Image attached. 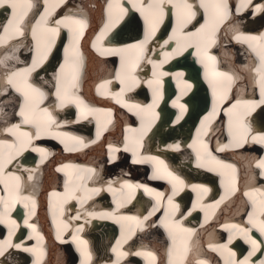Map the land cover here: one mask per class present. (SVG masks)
Wrapping results in <instances>:
<instances>
[{
  "label": "bare ground",
  "instance_id": "1",
  "mask_svg": "<svg viewBox=\"0 0 264 264\" xmlns=\"http://www.w3.org/2000/svg\"><path fill=\"white\" fill-rule=\"evenodd\" d=\"M18 2L21 7L17 9V12L18 14L23 15V20L20 23L23 35H17L10 30L8 38H6L4 42L0 43V75L3 76L6 81L12 72L17 71L18 69L28 68V62H26V60L24 61V56L26 53L28 54L29 50H32L31 52L33 53V58H39L36 52V41L32 35V27L36 26L37 21H39L41 16L45 14L46 8L50 13L48 15L47 27H57L55 21L64 22L59 25L58 34L61 33V31L66 32L67 29L72 27H74L76 30L80 29V25L73 23V21L77 20L83 22V27L89 25L91 26L90 22H88V15L92 17L94 22H99L98 25L101 23L102 15L104 17L109 15L105 20H103L104 23L100 24V30H103L99 39L94 42V47H96L102 41H106L104 43L106 44L108 41L106 35L109 33H113L112 36L119 39H128L131 36H136V33L141 29L142 36L144 38L146 33L150 34V38L147 41L150 42V44H146V48L150 45V48L152 47V54H147L144 58V61L135 62L134 64H132V59L128 58L126 62V68L123 70V74L119 75L118 77L117 74L120 72L116 71L114 76L115 80H112L110 76H106L107 71H105L102 73L103 76L101 79L97 81L99 90L116 94L119 92L115 88V83L118 82V80L121 81V79H124V74L127 69H133L132 75L136 77L138 83H136L135 86L131 88L133 91L130 94H125L123 96L122 105L124 108L126 103L140 105V109L134 108L129 110L135 112L138 118L143 115L142 113L146 115V113L150 112V114L148 113L149 115H146V124L149 123L150 126L155 120H157V113L153 109L160 100L155 81L157 79L160 81L158 86L159 88L161 83L166 82L169 78L172 80L175 91L174 94L170 96L171 98H169L163 104V109L165 106L167 109H169V111L172 110L174 113L176 112L177 118L172 121V123H162L163 121L156 122V125L162 124L153 130V134L149 137L150 139L147 138L146 141L150 142L157 135V138L162 137L161 140H158L157 143L151 147H148V150H144L143 152H139V148H137V151L135 150V157L131 158V160L133 163L149 164L154 169L153 173L150 175V178H154L156 180L161 179L167 183H171L174 187L172 189L169 188V191L168 185L160 184L159 186H156L154 185L155 182L148 184V182H144L141 177L136 178V181H133L132 178L129 177V175H133V172L130 170H120L114 172L116 167H112L117 166L118 161L113 160V157L118 149L113 146L108 147V154L105 155V158L107 157V159L101 165L83 167V163L90 164L89 162H85V160L82 162L73 163L66 162L59 163L55 166V169L58 171V173L52 172V161L54 159L64 157L62 153H59V151H61L60 149H56L54 146L49 147L47 144H43L42 142L34 141L33 138L36 137L35 135H33L30 143L27 137H22L21 139L24 141V145L22 146L20 140H17L16 137H14L11 133L2 131L7 127H11L12 124H17L21 121V118L17 115V113L10 115L6 114L5 108L8 102L13 100L12 105L9 108H15V103H17L16 101L18 100L16 97L13 98V91L9 85L6 86V82L5 85L2 83L0 86V89L3 92L7 91V95L1 97L2 100L0 99V140L7 141L9 144H14L15 147L11 149L7 148V146L0 147V153L3 152L4 159H7L9 156L12 157L11 163L6 164L4 171L0 172V181H3L0 182V197L4 198L3 201H0V207L5 208L4 204L6 202L7 208H11V210L14 208H21V211L24 212L23 209H25L29 204L35 203V199L31 195L33 193H38L37 191L33 192L38 185L39 189L42 188L41 186L45 188L48 193V199L53 201L54 204H62V202L64 203L63 200H65L64 198L66 195L64 196V193L61 192L59 188L56 189L52 187L51 189L47 187V184L48 182L57 180L56 176L59 175L62 177V175L68 174L73 170L80 172V175L75 176L73 174H69L67 180L68 184L66 185L68 189L67 195L80 200V196H77L74 192L80 190L83 191L82 194H85L87 187L90 188V186L87 184L85 188L86 180L88 178L94 177L99 178L101 170L104 168L107 170L109 177L107 178L106 184L101 185V188L103 187L104 190L103 193L98 197V204H100L99 206L96 207L93 204L91 205L92 207L84 206L83 203L87 198L83 201H79V205L74 208L69 206L71 208L66 210L62 219L63 224H60V217L56 218V216L59 214L63 215V211L58 212L54 210L55 212L50 215L51 218L49 219L54 222V228L56 230L61 228V232L55 231V233L57 239L63 245H59L57 247L61 251L66 249L68 253V264L76 263V260L79 259V257L81 258L80 264H163V251L165 249L168 260L167 264H169L170 261L172 264H181L182 258L188 253L189 255L186 264H189L191 259L193 264H200L201 261L206 262V264H239L240 261H243L249 256V253L253 252L254 250V246L250 240H255L257 242V247L259 248V250L255 251V254L250 257V264H260L261 261H264V243H262L264 242V235L260 233L258 228H253L251 222L249 221L250 214L254 220L259 221L264 219V215L261 213V206L257 207L256 204L257 201L261 199V197L264 198V175H262L264 169H260L257 166L258 161L264 159V155L259 157L258 152L255 151V149L259 148L264 152V144L260 143L258 139L253 140V137L258 138L264 135V125L260 124L263 129L259 128L258 125H248L252 118L255 116L260 117L262 113L264 114V103L261 102L259 75L257 72V69L261 67V63L255 64L251 55H249V51H252L253 55L256 58H259V53L256 52L255 49L257 48L261 49V51H264V10L257 11L258 6L264 5V0H252L251 7L238 9L239 14H236V10H233L235 8V6H233L234 0H228L230 14L228 15V18L225 19L220 25L221 28L216 34L215 46L217 47L216 50H219L217 53L221 52V61L218 62L217 68L212 69L211 74L215 76V78L213 77L212 80H217L219 77H222L218 75V73H228V75L231 77V83L229 85V92L227 93L226 97L223 98L219 104L216 102L217 107L215 115H213V119L215 121H208L207 125L204 128H201V133L198 135L199 139H202L205 142L208 141V144L201 141L202 146L209 145L211 149L218 148L221 153L212 151L211 155L209 156L210 150L208 148H205V150L200 148L199 151L201 152L195 154L193 161L190 159L189 151L194 149L196 142L190 145L188 141L191 138V134L194 133L195 135L196 131H193V123L188 121L193 118L192 116L195 112H191V114H189V111L187 110L189 104H191V97V102L196 103L197 105L201 103L203 99H206L208 92L211 94V83H209L210 78L206 75V70L209 65L208 62H206V59L208 56H213V54L210 52L206 55L203 53L198 54L195 47H188L190 48V51L189 53H186L188 48H183V45L186 43L183 38H181V49H177V44L174 40L169 41L168 44H165L164 42L169 40V37L173 35V29L177 28V19L173 22L172 29L170 30V33L166 39H163L160 34L152 39V37H154L152 33L157 31L160 25H162L164 16L163 21L158 25H154L152 23L151 16L146 10L147 4L150 2V0H48L47 4L45 3V0H30V3L32 4L31 9L26 7L25 0H18ZM125 2H130V8L133 10L126 9L129 6ZM188 2L193 5V11H198L197 7L201 8L199 6L200 0H188ZM239 3L241 4V1ZM59 4L62 6L59 7ZM110 6L112 8L109 9ZM105 8L109 9L108 12L111 10L114 11L117 8V15L107 13ZM170 9L174 10L173 16L177 18L175 13H177L178 10L172 5L168 6V4H166L164 7V13ZM38 10L41 11L40 18H38L39 16L37 17V15L35 16L36 11ZM202 10L204 13L205 22V9L202 8ZM126 11H128L127 14ZM200 15H202V12ZM7 17L8 19L6 20ZM24 17L26 18L25 21ZM146 17L148 18L146 19ZM34 18H36L35 21L31 22L34 20ZM12 19L13 16L11 5L7 4L0 6V36L5 35L3 32V26L8 25V21ZM137 20L138 24L135 23ZM195 21V24L187 26L185 31L195 32L196 29L200 27L198 26L199 20L197 21V19H195ZM141 22H143L147 28H142V26H139V23ZM163 26L160 30L162 33L167 31L171 24L169 26L167 23H165ZM254 26L255 29L253 28ZM41 27H44V25L42 24L38 26L39 32ZM38 31L37 34L39 35L40 33H38ZM115 32H118V34ZM26 33L27 36L25 35ZM222 33H225L224 39L221 36ZM88 35L89 33L84 35V37ZM238 35H242L244 37H256L257 39L252 41L244 39L237 40L236 37ZM61 38L63 42H67L66 35H62L60 38L55 35L54 41H58ZM78 39L79 36L78 38L74 39V43H70L68 45V49L61 51V63L59 66L50 65L47 62L45 63L44 68H38L42 65L39 64L38 67H36L38 69L37 71L40 73L47 69L49 70V73H51L52 77L57 79L61 73V65H65L66 67L69 62L71 63L74 55L82 62L81 55L75 53L77 52L76 44ZM140 43V40L134 39L132 42L125 44L110 43L106 46H102L104 47L103 50H94L97 56H90L91 62L96 61V63H94L96 69H99L97 64H103V62L111 63V61H117V63H120L121 59L135 53V48L130 46L139 45ZM78 47H83V44L79 42ZM71 51L73 53L72 55L69 54ZM177 51H179L180 54L177 55ZM165 53L171 54L167 60H165ZM186 55L188 57L186 61H189L190 64L188 67L189 71H192V69L197 65V68L199 67L201 69L200 74H203L201 75V78H199V81L202 82V84L195 83V80H189L188 77L190 74L189 72H186L183 66L170 67L173 61L164 67V65L171 59H173L175 63H178V61L182 60V58H184ZM216 55L217 54L214 56ZM149 60L155 61L158 65L161 64L162 61L164 62L162 66L154 69L153 65L148 63ZM52 63L56 64V60H53ZM87 64L88 63H85V65ZM205 65H207V67ZM88 67L92 69V66L90 67L89 65ZM89 68L80 70L82 73L79 78L80 81L83 73H91V69ZM69 70L71 71L70 66L65 70V73L68 74L67 79H62L60 81V86L62 90L67 88V92H72L71 90L76 89V85L69 82L71 80L68 81L70 73ZM154 71L157 73L156 76H153ZM250 71L252 73H250ZM110 72L111 70L108 69V73ZM161 73H167V75H160ZM177 73H182V75L177 76ZM44 81L47 82L48 80L45 79ZM149 81H153V83L150 85L148 83ZM203 81H205V85ZM124 83L125 89H128V81L124 80ZM56 84L57 80H55V82H48V85L54 87L55 93ZM94 87H96V85ZM145 89L147 91H145ZM154 89H156L155 97ZM255 90L258 91V95L255 94ZM248 92L250 94H248ZM143 94H148V96L151 97V100L149 101L148 98L147 100L142 97L140 98V95L143 96ZM68 96L71 98H79L78 94H68ZM212 96L213 93L210 96L211 100ZM115 97L117 96H108L107 99H114ZM138 98H140V100ZM127 99H132L139 102L131 100L126 102ZM5 100L8 102L4 103L3 101ZM118 101L119 99L117 98V105ZM18 102H22L21 96L19 97ZM65 104L63 107H61V114L68 115L73 110L76 111L80 108L76 112V118L69 120L73 113H71L70 116H66L64 119H62L58 114L53 116L52 112L55 110V107L52 104H48L42 108L46 107L49 109L52 118L55 120V123L46 130L42 131L40 136H43L47 133L49 136L54 137V140L59 141V144L66 150V158L73 160L74 156L80 155L81 152H85L86 150L88 152L92 150V147L86 148L89 145V141L78 137L77 134L68 127L75 126L74 128L81 129L83 128L84 124L86 126L88 121H93L96 116L94 112H89L93 109L92 105L86 104L85 102L79 106L74 102L71 103L72 106ZM253 104L255 106H253ZM97 105L101 108H104L105 106L104 101H102V103L99 102ZM149 105H151V108H149ZM233 105H235V108H233ZM206 107L207 105L204 108ZM126 108L129 109L128 107ZM98 109L102 110L100 108ZM229 110H231V112ZM250 112H253V114L251 115ZM170 113L171 112L168 113V116H171ZM218 113H221V115H217ZM121 114L124 115L119 111L117 113L118 117ZM183 117L185 118L181 120ZM234 117L237 119L243 118L244 120L241 123H237L236 125L233 124L230 129L228 121L232 118L234 119ZM222 119H224L226 126L218 131L217 129L220 127V122ZM110 122H112L111 119L107 123ZM27 126L32 125H22V131L29 133L35 132L33 126V129H27ZM187 126H189V128H187L186 132L184 131L185 135H183L181 129H185ZM135 128V126H130L127 124L124 127V130L126 131L127 136H129L131 142L138 145L141 135L144 137L145 133L142 132L140 135L138 134L137 130H134ZM247 129L252 130L249 133L246 132ZM94 134L95 132L91 133V135ZM8 135H11L12 137L9 138ZM212 136L213 141L210 144V137ZM104 145L106 147V144ZM256 145H259L260 147ZM37 149H43L44 152L42 153L37 151ZM166 149L171 151L167 152L165 151ZM252 149L253 151H250ZM32 152L34 154H32ZM202 152H204L203 155L201 154ZM104 154L105 153H101V156L103 157ZM88 155L89 154L86 156ZM167 155L168 157L172 155L176 159V165L174 167H166L167 157L165 156ZM147 157H155L156 160L145 159ZM93 158L99 157L94 156ZM88 161L90 160L88 159ZM160 161H163V164L159 163ZM224 164L231 165L232 167L224 168L222 166ZM185 166H193V170L195 172H199L200 170L213 177L214 175H220L224 179H227L228 176H233L234 179L231 178L230 181L227 180L224 185L225 188H223H229V192H227L228 194L222 195L224 193L223 192L216 199L219 194L218 191H220L221 188L219 189V187H217V190L212 192L210 191V186L205 183L189 184L187 181L189 178L187 176L188 174H186L185 171L180 172V169L184 168ZM144 170L145 168H143V171ZM18 173L21 175L24 174V176L17 180L16 177H18ZM168 173H171V176H169ZM91 174L92 176L89 177ZM123 175H127L129 180H126V177ZM238 175L239 177H237ZM80 176H82V178H79ZM161 176L165 178H161ZM45 178L47 179L44 180ZM174 178H179L178 180L183 181V184L179 186L178 180ZM239 179H242L245 184H242L236 189L235 187ZM55 183L60 184L56 181ZM5 185H7V191H5ZM220 185L223 187V183L220 182ZM138 187L142 188L143 193L149 196L147 197L148 200H153L155 202V205L152 206L153 209L147 210L145 216H149V213L153 212L155 208H160L163 205L164 206L162 208L168 207L169 196H172L173 204L177 206V211L182 213L178 216L176 215L177 217L174 219L171 218L170 223H172V226L169 227L163 235H160L157 238L151 239L150 237L154 236V234H160V231L157 230L156 221L163 224L162 221L155 220L152 216H149V219L145 221V216L142 218L140 216H135L132 211L134 210V206L132 204L128 205V209L127 207L124 209V206H122V204L116 199L121 193H125L126 195L128 194V191H132L134 193ZM93 188L97 190L96 187ZM174 189L175 195H173ZM204 189H207V191ZM105 192H107L110 197V203L114 204L113 198H115L116 206L112 208H105L108 207L104 206V202L106 205L108 204V200L106 199L107 195L104 194ZM157 192L164 194L159 198V203L156 196ZM190 192L192 193L190 194ZM246 193H249L250 195H246ZM179 194L180 198L178 199L176 196ZM206 194H208V196H206ZM140 195L141 194L139 193L138 196ZM40 198H42V196H40ZM139 198L136 201L140 200V202H142L140 204L141 207L148 204V201L144 200V197ZM246 206H249L250 209L248 214L245 213L247 210ZM224 208L233 214H227L224 210H221ZM136 210L142 214L139 206H136ZM216 211L218 212L216 213ZM155 212L159 214V212ZM2 213L3 212H0V216H2V220H0V227L2 226V228H4V234L5 232L11 234L14 229H19L20 232H23L25 228L28 230H35L34 228L36 227V222L34 219L30 220L32 210H30L29 214L21 222H19V219H15L14 221L11 220L13 225H10L11 221L8 220L9 214L7 212H4L3 214ZM198 214L208 215L207 220L205 221L199 219L198 221ZM237 216H239V218ZM131 217L138 218V220H134L136 222L139 221L138 223L141 225H143L144 221V224L146 223L144 226L147 228L143 232L137 234L136 238H131V243L137 240L140 244H142L135 250L129 249L131 244L127 243V241L132 236V234L129 232L124 234L122 233L114 244L111 243L110 239V231L112 228L110 224L113 226H118V228L121 230H126L131 224L128 222L125 223V220ZM43 222L44 224L48 222L45 219V216L43 217ZM160 223L158 228H161ZM39 227L44 230L45 234H43V236H46L48 240L49 236L46 235L50 231L48 227L44 226L42 223L39 225ZM245 229H248L249 231L245 232ZM89 230L95 232L90 235L87 233ZM222 230H224L225 233H223ZM69 232H71V236H69ZM204 233H206L205 236H212L213 241H209V239L205 238L202 239L200 243H197V239L202 238L201 236ZM12 236L13 235H10V237ZM30 236H33V238L38 241L37 243L39 245L41 244V238L38 239L39 234L36 230L34 232L30 231L29 235L20 234L18 237H15L14 240L9 237L6 243L2 241V243H0V264H5L6 260H4V257L14 258L20 256L22 250L31 252L26 241V239ZM189 236L195 238L193 241V244L196 245L197 249L195 251L190 250L187 246ZM93 240H96L94 244H92ZM68 241L72 242L73 247L71 245H67ZM118 241L119 244L117 243ZM173 241H175V243ZM84 242H86V244ZM11 245H14L13 248ZM221 245H227V247H221ZM113 248H117L119 252L127 253V255H122L119 257V259L111 258L110 256L117 255L116 252H113ZM85 249L90 255V259L82 255V250ZM241 249H245V254L243 257H234L233 254L240 253L242 251ZM207 250L212 252H207ZM148 252L153 254L155 260L147 255H137V253ZM203 253L205 255L207 254L209 257H212L209 260L199 258V255ZM228 255H231V257L229 258ZM139 258L140 260H138ZM217 259H220V263H218L219 260ZM50 262V264H59L57 257H54L53 261L50 260ZM49 263L45 262L44 264Z\"/></svg>",
  "mask_w": 264,
  "mask_h": 264
},
{
  "label": "snow or ice",
  "instance_id": "2",
  "mask_svg": "<svg viewBox=\"0 0 264 264\" xmlns=\"http://www.w3.org/2000/svg\"><path fill=\"white\" fill-rule=\"evenodd\" d=\"M45 3H48V0H45ZM11 5L12 9V16L13 19L8 21V25L3 26V32L5 35L0 36V43L4 42L6 38H8V34L11 32L17 34V35H23L22 28L20 27V23L23 20V15L18 14L17 9L21 7L18 0H0V6L2 5ZM26 7L28 9H31L32 4L30 3V0H25ZM172 5L174 8L178 10L177 12V28L173 29V35L169 37V40H166L164 43L168 44L169 41H176L177 49H181V38H183L186 43L183 45V48L186 49L188 47H195L198 54L203 53L204 55L207 54V49L210 48L212 45L216 43V34L220 29V25L223 23L225 19L228 18V15L230 14L229 8H228V0H200V7L205 9L206 13V19L204 24L200 25L199 28L196 29L195 32H187L185 29L187 26L192 22V20L196 16V12L193 11V5L188 2V0H150V2L147 4V12L151 16L152 23L154 25H158L163 21L164 16V7L165 5ZM252 6V0H241L240 7L241 8H249ZM54 7V5H53ZM264 10V5H260L257 7V11ZM50 13L48 12V9H45V14L41 16V19L37 21L36 26L32 27V35L33 38L36 41V52L38 54V59L36 57L33 58L32 64L28 68L24 69H18L17 71L12 72L8 78L7 83L8 85L14 90L15 93H19L22 97V102L18 104L19 112L17 115L21 118L20 123L12 124L11 127H7L3 129L2 131H6L8 133H11L14 137H16L17 140H20L21 145H24V141L21 139L22 137H27L29 143L31 142V139L33 135L36 137H39L41 132L46 130L48 127L53 125L55 123V120L52 118V115L48 108H42L41 104L43 103L44 99L46 98L45 92H43L40 88L35 87L31 83L28 82L27 75L30 74L40 63L43 62L44 59H46L48 52L51 49V45L54 43V37L55 35H58L59 32V25L64 23L63 21H55V24L57 27H47L48 22V15ZM143 14V13H142ZM148 17H146L147 19ZM73 23L80 25V29L77 30L76 37L80 35V32L83 28V22L82 21H73ZM44 25V27L40 28V34H37L38 26ZM67 26V25H65ZM154 34V33H152ZM150 38V34L146 33L145 40L142 41L139 45H132L130 47L137 49L138 53H143L147 49L144 47L148 39ZM237 40H256V37H244L242 35H238L236 37ZM67 51V50H66ZM177 55L180 54L179 51L176 53ZM170 53H165V60H167L170 57ZM260 55V61H261V67L257 69L258 75H259V86H260V92H261V102L264 103V51H261L259 53ZM209 60L215 61L214 56H208ZM164 61L161 62V64H157L155 61L149 60L148 63L153 65V68L156 69L160 66H162ZM203 62V57H202ZM67 63V61H66ZM77 65V58L74 55L73 59L71 61V76L72 79L75 78V68ZM207 67V65H205ZM133 69L129 68L125 71L124 79L121 80L123 83L124 80L128 81V89L131 90L133 86H135L136 83H138L136 77L132 75ZM119 77V73L117 74ZM157 73L154 71L153 76H156ZM160 75H167V73H161ZM182 75V73H177V76ZM218 75L225 77L226 79H231V77L228 75V73H218ZM68 74L65 73V65H61V73L57 77V84H56V97L60 101L58 107H63L65 103L68 102H74L77 103L79 106L83 102L79 100V98H71L68 96L67 88L63 89L60 86V81L66 80ZM150 85L153 83V81L148 82ZM157 88L160 84V81L157 79L155 81ZM126 89H122L121 92L116 93L118 99L123 98V94ZM156 89H154V97H155ZM7 95V93H0V97ZM4 103H7L8 101H3ZM253 106H255L253 104ZM125 107H128L129 110L132 109H140L141 106L138 104H125ZM149 108H151V105H149ZM233 108H235V105H233ZM231 112V110H229ZM207 119V117H206ZM22 125H32L35 129L34 133H29L22 131ZM231 129V122L229 125ZM97 138H99V132L97 133ZM259 140L260 143L264 144V135L260 137H253V140ZM82 143V141H81ZM7 146V148L11 149L14 148V144H9L7 141L0 140V147ZM207 147V146H205ZM37 151L44 152L43 149H37ZM19 154V153H17ZM210 155V153H209ZM145 159L148 160H156L155 157H147ZM12 157L9 156L7 159L3 158V155L0 154V172L4 171V167L6 164L11 163ZM159 163L163 164V161H160ZM220 163V162H218ZM224 168H231V165L224 164L222 165ZM257 166L260 169H264V159H261L258 161ZM159 172V170H158ZM169 176H171V173H168ZM262 175H264V172H262ZM161 178H165L161 176ZM18 180L19 177H16ZM179 179V178H174ZM3 182V181H0ZM179 183L183 184V181H179ZM207 191V189H204ZM5 191H7V185H5ZM154 191V190H150ZM163 193H156L158 203L159 198L162 197ZM173 195H175V189L173 191ZM246 195H250L249 193H246ZM4 198L0 197V201H3ZM255 203V201H254ZM168 204L171 206L174 211L176 210L177 206L173 204L172 196L168 197ZM5 209L7 208V203L4 204ZM261 208L264 210V201L261 202ZM155 211H159V208H155L153 212L149 213V216L154 215ZM169 215V213H166V217ZM149 216H145L144 220L147 221L149 219ZM129 219H137L136 217H131ZM0 220H2V216H0ZM249 221L252 224L253 228H258L260 233L264 235V219L262 220H254L252 215H249ZM139 222V221H138ZM164 226L167 228L169 227L167 220L162 221ZM248 229H245V232H248ZM175 243V241H173ZM250 242L254 246L253 252L249 253V256L246 257L243 261H240L239 264H250V257L255 254V251L259 250L257 247V242L255 240H250ZM86 244V242H84ZM119 244V241L117 242ZM264 243V242H262ZM221 247H227V245H221ZM113 252L117 253V257L119 258L122 255H127V253H121L118 251L117 248H113ZM82 255H84L86 258L90 259V255L85 250H82ZM137 255H147L149 257H152L153 260H155V257L151 252L148 253H137ZM234 255V254H233ZM169 264H172L170 261ZM200 264H206V262L201 261ZM260 264H264V261H261Z\"/></svg>",
  "mask_w": 264,
  "mask_h": 264
},
{
  "label": "rangeland",
  "instance_id": "3",
  "mask_svg": "<svg viewBox=\"0 0 264 264\" xmlns=\"http://www.w3.org/2000/svg\"><path fill=\"white\" fill-rule=\"evenodd\" d=\"M136 24H138V20L135 22ZM150 237V236H149ZM157 237H159V234L157 235V234H154V236H151L150 238L152 239H154V238H157Z\"/></svg>",
  "mask_w": 264,
  "mask_h": 264
},
{
  "label": "water",
  "instance_id": "4",
  "mask_svg": "<svg viewBox=\"0 0 264 264\" xmlns=\"http://www.w3.org/2000/svg\"><path fill=\"white\" fill-rule=\"evenodd\" d=\"M192 72H198V70H193Z\"/></svg>",
  "mask_w": 264,
  "mask_h": 264
}]
</instances>
